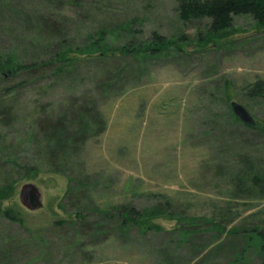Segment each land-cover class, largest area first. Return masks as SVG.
<instances>
[{"label":"rangeland","instance_id":"obj_1","mask_svg":"<svg viewBox=\"0 0 264 264\" xmlns=\"http://www.w3.org/2000/svg\"><path fill=\"white\" fill-rule=\"evenodd\" d=\"M84 1L90 3L61 8L69 17L67 48L89 53L71 55L79 60L71 74L58 79L40 71L0 80V115H13L9 121L0 116V185L14 180L5 157L28 158L22 143L31 118H25L35 106H47L37 118L60 123L71 107H93L105 130L83 143L66 172L53 174L40 165L35 179L17 183L14 195L0 203V264H264L255 248L235 263L243 243L227 233L264 220V200L234 198L233 185L239 151L264 170V133L235 123L230 107L240 105L254 126L264 128V94L251 98L247 92L256 81L264 83V32L255 31L248 17H236V34L201 47L197 35L204 34L206 21L182 24L173 0ZM12 12L0 0V55L22 65L38 62L42 44L28 43L34 36ZM100 32L108 49L102 61L91 48ZM154 33L172 45L153 56L119 54L123 45H148ZM104 83L111 86L107 94L98 88ZM65 175L83 184L73 210L64 201ZM25 184L40 191V209L19 203ZM76 205L87 214L77 221L80 236L52 227ZM123 205L146 212L145 226L159 230H120ZM99 208L112 216L100 220ZM4 210L22 224L3 218Z\"/></svg>","mask_w":264,"mask_h":264},{"label":"trees","instance_id":"obj_2","mask_svg":"<svg viewBox=\"0 0 264 264\" xmlns=\"http://www.w3.org/2000/svg\"><path fill=\"white\" fill-rule=\"evenodd\" d=\"M4 4V9L7 11L13 10L17 16L21 14L22 23L26 28V31L30 33L34 38H30L28 43L31 46H37L34 44V40L37 43L42 44V59L38 62L22 65L19 62L14 63L12 60L0 55V80L4 78L15 77L19 74H35L37 72H49L53 74L54 78H62L71 74L74 67L79 63V60L75 57H84L88 53L87 50L80 49L79 47L73 52L70 48H67L68 39L64 34L68 27L69 17L63 14L61 11L62 6L67 8H80L84 4H89L84 0H23L22 6L19 7L16 0H1ZM176 4L175 12L177 18L182 24H189L192 22L206 21V30L204 34H198V44L202 47H208L210 44H214L216 41H221L232 34H236L233 31V20L236 17H248L254 26L255 31L264 32V0H173ZM60 9L61 13L54 15L51 13L53 9ZM16 10V11H15ZM20 13V14H19ZM84 14H81V18ZM104 32H100L97 39L93 42V52L98 55L95 60L102 61L107 56L108 49L104 48ZM50 40H54L51 46H48ZM148 45H140L139 49H131L130 47L123 45L121 52L122 56L127 54L139 55H158L162 53L171 42H167L157 34H152ZM56 47V51L53 48ZM60 46V47H59ZM65 48V49H63ZM114 51V50H113ZM111 51V52H113ZM115 54V53H113ZM131 54V55H132ZM53 69V72H52ZM51 76H48L50 78ZM107 79V78H106ZM26 82L19 83L20 88L25 86ZM101 84V83H99ZM229 86V85H227ZM16 85L6 90L9 92H15ZM108 83L99 85V89L103 90L105 94L110 89ZM230 88V86L228 87ZM229 92V90H227ZM248 97L260 98L264 94V83L262 81H256L249 89H247ZM73 106V105H72ZM47 106H35L25 118H31L27 124L28 129L25 133V138L22 143L23 154L29 158L27 153L31 152L32 158L22 162L17 156L5 157V165L10 168V176L14 178L12 182L0 185V203L9 200L15 193V185L20 182L30 181L35 179L40 173V165H47L50 172L53 174H60L66 172L65 166H68L70 157L79 153L83 143L96 135H100L105 130V121L102 116L93 107H71L66 116L60 118L63 123L59 121L53 122L52 118L39 119L36 116L45 111ZM5 115H0L5 118V121L11 120L13 117L11 111L6 110ZM234 118V122L241 124L237 118ZM39 119V120H38ZM242 128L248 130L258 131L264 133V128H260L257 125L249 127L241 125ZM62 138L60 139V135ZM65 138V139H64ZM62 152L64 153L62 155ZM241 155H238V168L237 174L233 178L234 185V198H258L264 200V170L259 169L257 166L251 163L248 159V153L239 151ZM238 153V154H239ZM42 155V156H40ZM34 157L36 159H34ZM248 159V160H247ZM63 170V171H62ZM69 172V171H68ZM66 176V175H65ZM68 180V190L64 201L68 202L69 207H72L76 203V199L79 198L80 192L78 190L83 188V184H79L73 177L66 176ZM85 183L88 184V179L85 176ZM249 188V189H248ZM67 199V200H66ZM73 199V200H72ZM72 200V203H71ZM72 213L65 212V220L53 221L52 227L66 228L70 232H75V237L80 236V223L84 222L87 217L84 209L76 205ZM87 207V205H86ZM97 211V217L100 220H104L107 214L99 208ZM85 215H84V214ZM3 218L6 220L22 224V220L12 211L4 210L2 212ZM155 216V215H154ZM158 214L156 215V217ZM264 216V215H263ZM148 214L139 212L131 206L123 205L118 212V224L120 230H126L130 225L137 226L143 231L159 230L157 227L145 226V220H147ZM248 224L244 225L247 226ZM248 228L240 229L234 228L228 231V235L237 238L239 242L243 243L241 254L234 261L235 263H243V253L251 248L256 249V256H264V220L257 223H250ZM216 228V227H215ZM221 229L220 232H224ZM188 234V232H186ZM74 235V233H73ZM242 245V244H241ZM233 264V263H232Z\"/></svg>","mask_w":264,"mask_h":264},{"label":"water","instance_id":"obj_3","mask_svg":"<svg viewBox=\"0 0 264 264\" xmlns=\"http://www.w3.org/2000/svg\"><path fill=\"white\" fill-rule=\"evenodd\" d=\"M230 107L234 116L243 125L249 127L254 126V121L243 107L235 103H232ZM18 200L21 206L24 207L26 210L34 211L41 208V193L32 184H25L20 188L18 193Z\"/></svg>","mask_w":264,"mask_h":264}]
</instances>
